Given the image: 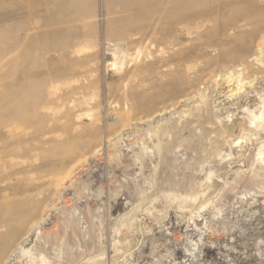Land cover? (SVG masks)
I'll list each match as a JSON object with an SVG mask.
<instances>
[{"label": "rangeland", "instance_id": "obj_1", "mask_svg": "<svg viewBox=\"0 0 264 264\" xmlns=\"http://www.w3.org/2000/svg\"><path fill=\"white\" fill-rule=\"evenodd\" d=\"M246 11L0 0V264H264V39Z\"/></svg>", "mask_w": 264, "mask_h": 264}, {"label": "bare ground", "instance_id": "obj_2", "mask_svg": "<svg viewBox=\"0 0 264 264\" xmlns=\"http://www.w3.org/2000/svg\"><path fill=\"white\" fill-rule=\"evenodd\" d=\"M230 1H233V0H230ZM225 3H227V2H225ZM243 3L245 4V10H247L246 13L244 14V19L254 18V19L262 22L261 31L263 32V39H264V0H255V1L254 0H243ZM222 5H224V3ZM225 7H229V4L225 5ZM214 24H216V23H214ZM202 25L203 24H200V26H202ZM263 51H264V46H263V48L260 49V51H259L260 54H262ZM112 59H113V57H112ZM256 60L260 63L261 66L264 67V56L260 57V55L259 56L257 55ZM228 75H229V77H228L229 83L231 81L236 82L235 87L231 88V90H230V91H233L235 94L242 87L241 80L237 77H234V75L231 74V72ZM233 79H236V80H233ZM263 120H264V118H263ZM8 198H9L8 194L7 195L2 194L0 196V257L3 259L5 257L9 256L10 247H11L9 244L10 242H8V239H9L11 232H12V226H11L9 221H10V218L12 217L11 215L13 213L9 212V208L11 207V201ZM3 210H4V212H3ZM4 213H5V215H3ZM25 234L27 235L28 232ZM10 241H12V240H10ZM11 244H13V243H11ZM177 252L179 253V249Z\"/></svg>", "mask_w": 264, "mask_h": 264}]
</instances>
